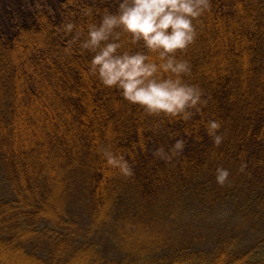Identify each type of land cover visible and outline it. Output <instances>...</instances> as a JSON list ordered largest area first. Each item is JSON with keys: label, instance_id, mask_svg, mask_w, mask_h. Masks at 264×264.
Returning a JSON list of instances; mask_svg holds the SVG:
<instances>
[{"label": "trees", "instance_id": "trees-1", "mask_svg": "<svg viewBox=\"0 0 264 264\" xmlns=\"http://www.w3.org/2000/svg\"><path fill=\"white\" fill-rule=\"evenodd\" d=\"M119 3L0 0V264H264V0H205L175 114L93 71Z\"/></svg>", "mask_w": 264, "mask_h": 264}, {"label": "clouds", "instance_id": "clouds-1", "mask_svg": "<svg viewBox=\"0 0 264 264\" xmlns=\"http://www.w3.org/2000/svg\"><path fill=\"white\" fill-rule=\"evenodd\" d=\"M204 6L205 0H120L117 12L104 15L98 25H89L84 46L95 51L93 71L98 72L105 85L118 86L126 98L151 110L175 114L189 102L195 104L198 97L194 90L179 79L186 65L177 62L174 53L192 42L193 20ZM119 29L131 34L133 42L143 41L150 52L158 53L160 62L149 63L147 53L122 52ZM158 70L175 74L176 78L157 80ZM108 163L128 171L127 162L122 159L110 156ZM226 176L227 172L222 171L218 177L221 183Z\"/></svg>", "mask_w": 264, "mask_h": 264}]
</instances>
